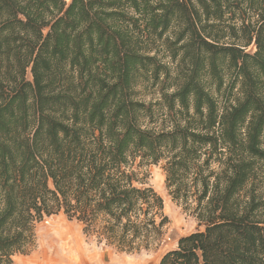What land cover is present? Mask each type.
<instances>
[{
    "label": "trees",
    "instance_id": "obj_1",
    "mask_svg": "<svg viewBox=\"0 0 264 264\" xmlns=\"http://www.w3.org/2000/svg\"><path fill=\"white\" fill-rule=\"evenodd\" d=\"M158 164L202 227L159 264H264V0H0V264L59 213L155 248Z\"/></svg>",
    "mask_w": 264,
    "mask_h": 264
},
{
    "label": "rangeland",
    "instance_id": "obj_2",
    "mask_svg": "<svg viewBox=\"0 0 264 264\" xmlns=\"http://www.w3.org/2000/svg\"><path fill=\"white\" fill-rule=\"evenodd\" d=\"M67 3L70 0H65ZM249 47L247 52H252ZM139 97L149 101L156 97L155 91L138 89ZM148 186L161 197L163 213L168 224L158 245L148 252L126 255L87 239L82 227L68 220L62 213L44 218L35 225V246L26 255L12 257L14 264H159L161 257L176 247L179 238L196 230H202L193 215L179 202L172 200L165 188L162 164L149 165L142 169ZM63 226V227H62ZM65 231V237L63 232ZM59 236V237H58ZM62 237V238H61ZM60 238V240H59ZM62 242V243H61ZM68 250V251H67ZM68 252V253H67ZM59 256V257H58Z\"/></svg>",
    "mask_w": 264,
    "mask_h": 264
},
{
    "label": "bare ground",
    "instance_id": "obj_3",
    "mask_svg": "<svg viewBox=\"0 0 264 264\" xmlns=\"http://www.w3.org/2000/svg\"><path fill=\"white\" fill-rule=\"evenodd\" d=\"M63 227V226H62ZM65 234V231L63 232V235ZM59 237V236H58ZM63 237H65V235L63 236ZM62 238V237H61ZM59 240H60V238H59ZM62 243V242H61ZM68 251V250H67ZM68 253V252H67ZM59 257V256H58Z\"/></svg>",
    "mask_w": 264,
    "mask_h": 264
}]
</instances>
